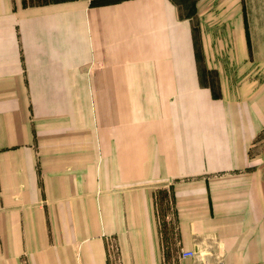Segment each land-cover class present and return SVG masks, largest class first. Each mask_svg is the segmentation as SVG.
Here are the masks:
<instances>
[{
	"label": "crops",
	"instance_id": "crops-1",
	"mask_svg": "<svg viewBox=\"0 0 264 264\" xmlns=\"http://www.w3.org/2000/svg\"><path fill=\"white\" fill-rule=\"evenodd\" d=\"M198 7L0 0V264H264V0Z\"/></svg>",
	"mask_w": 264,
	"mask_h": 264
},
{
	"label": "rangeland",
	"instance_id": "rangeland-1",
	"mask_svg": "<svg viewBox=\"0 0 264 264\" xmlns=\"http://www.w3.org/2000/svg\"><path fill=\"white\" fill-rule=\"evenodd\" d=\"M49 1H53V0H25V3L27 4H35V3H43V2H49ZM105 2L108 1H113V0H103ZM174 2L177 4V6L180 9L181 15L183 16H189V17H194L196 19V23H198V20L200 18V16L202 17V13H201V9L200 7H198V0H174ZM198 26V24H197ZM247 75V72L243 73V80L245 79ZM217 77L215 76V74L211 75V80L210 82L213 84V86H217ZM256 79L255 83L258 84L257 82L261 84H263V79H264V66L261 67L259 73L257 75H255L254 77ZM246 83V82H245Z\"/></svg>",
	"mask_w": 264,
	"mask_h": 264
},
{
	"label": "built area",
	"instance_id": "built-area-1",
	"mask_svg": "<svg viewBox=\"0 0 264 264\" xmlns=\"http://www.w3.org/2000/svg\"><path fill=\"white\" fill-rule=\"evenodd\" d=\"M197 255V251H184L180 253L181 259L186 260L189 258H194Z\"/></svg>",
	"mask_w": 264,
	"mask_h": 264
}]
</instances>
